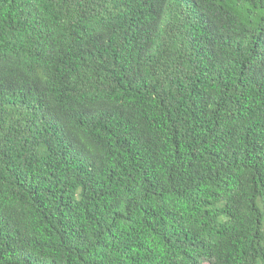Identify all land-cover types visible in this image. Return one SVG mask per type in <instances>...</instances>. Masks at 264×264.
I'll return each mask as SVG.
<instances>
[{"label":"trees","instance_id":"1","mask_svg":"<svg viewBox=\"0 0 264 264\" xmlns=\"http://www.w3.org/2000/svg\"><path fill=\"white\" fill-rule=\"evenodd\" d=\"M264 264V0H0V264Z\"/></svg>","mask_w":264,"mask_h":264},{"label":"rangeland","instance_id":"2","mask_svg":"<svg viewBox=\"0 0 264 264\" xmlns=\"http://www.w3.org/2000/svg\"><path fill=\"white\" fill-rule=\"evenodd\" d=\"M204 264H208V263L205 262Z\"/></svg>","mask_w":264,"mask_h":264}]
</instances>
